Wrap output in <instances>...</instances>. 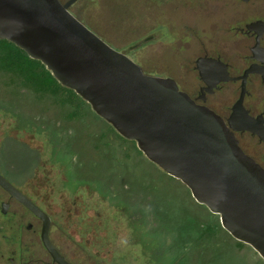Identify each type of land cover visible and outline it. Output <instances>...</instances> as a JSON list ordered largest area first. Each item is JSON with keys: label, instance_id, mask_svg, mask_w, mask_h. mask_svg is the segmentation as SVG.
Here are the masks:
<instances>
[{"label": "water", "instance_id": "obj_1", "mask_svg": "<svg viewBox=\"0 0 264 264\" xmlns=\"http://www.w3.org/2000/svg\"><path fill=\"white\" fill-rule=\"evenodd\" d=\"M74 0H0V39L44 65L53 78L85 101L90 110L165 174L179 180L192 199L217 215L220 227L264 260V169L247 156L232 130H249L264 140L259 115L241 106L244 77L264 78V50L255 45L241 76H228L218 59L194 61L212 92L219 81L240 78V93L226 123L195 103L170 77L144 73L126 54L109 46L69 10ZM256 36L264 23L245 24ZM0 184L26 206V199L0 177Z\"/></svg>", "mask_w": 264, "mask_h": 264}, {"label": "rangeland", "instance_id": "obj_2", "mask_svg": "<svg viewBox=\"0 0 264 264\" xmlns=\"http://www.w3.org/2000/svg\"><path fill=\"white\" fill-rule=\"evenodd\" d=\"M175 2L74 0L69 11L92 32L101 35L109 46L130 57L144 73L171 77L180 90L184 87L193 92L196 86L193 60L203 51L197 39L207 53H215L212 45L216 41L217 24L226 15L234 16L239 8L234 4L227 7L218 4L217 8L211 6L215 11L204 6L200 11L189 12L186 7L172 9ZM186 19L198 26L189 25L183 21ZM148 35L152 36L149 41L133 46ZM14 125V119L0 111V155L4 154V160L17 169H24L25 178L38 179L43 172L47 184L55 185L57 207L68 212L74 232L85 238V264H152L136 242L130 220L122 209L86 186L64 188V169L51 162L44 137L17 130ZM65 125L72 130L69 141L84 145L78 150V157L85 161V135L91 132L95 139V130L105 124L101 118L89 114L85 120ZM110 137L101 152L85 161V167H90L91 160L97 163L101 185L105 190L112 188L120 203L141 209L145 218L159 214L157 221L168 227L167 233L161 231L163 237L171 235L168 229L178 232V228H188L191 218L199 225L208 221V210L192 199L179 180L165 174L142 154L135 155L132 141ZM114 154L118 156L115 160L111 158ZM238 242L223 229H214L205 244L182 253L180 264H264L248 245Z\"/></svg>", "mask_w": 264, "mask_h": 264}, {"label": "flooded vegetation", "instance_id": "obj_3", "mask_svg": "<svg viewBox=\"0 0 264 264\" xmlns=\"http://www.w3.org/2000/svg\"><path fill=\"white\" fill-rule=\"evenodd\" d=\"M174 1L177 4L174 3L172 9L186 7L189 12L200 11L199 8L204 6L217 8L218 4L224 7L234 4L239 8L234 16L228 18L226 15L225 19L217 24L216 41L212 45L215 53H207L201 40L197 39V45L203 51L196 58L218 59L225 65L228 76H241L251 63L263 65L252 55L250 48L255 45V37H257L256 46L264 50V31L256 36L254 29H247L245 24L255 20L264 23V0ZM211 2L213 5L209 4ZM171 19L178 20L175 17ZM183 21L198 26L189 19ZM97 36L102 39L101 35ZM189 36L191 37V34ZM151 38V35L143 37L133 46ZM184 46L186 47L185 44ZM195 59L192 68L196 86L193 92L184 87L182 91L195 103L211 109L226 123L232 105L240 93L241 79L219 81L210 88L212 92L201 89L203 98H193L199 94V87L207 86L197 74ZM241 106L248 117L255 119V116L259 115L260 119L264 120V78L261 72L253 71L245 75ZM260 126L264 131V122H261ZM232 132L243 153L264 169V140L249 130H232ZM0 157V177L9 183L20 197L35 207V210H32L0 184V264H85V238L74 232L72 218L67 215L68 212L57 207L55 185L47 184V175L43 172L38 179L25 178L24 169H17L13 163L4 160V154ZM66 173L64 170L62 175L64 178ZM78 186L85 188V184L76 187ZM63 187L68 188L69 185L64 184Z\"/></svg>", "mask_w": 264, "mask_h": 264}, {"label": "trees", "instance_id": "obj_4", "mask_svg": "<svg viewBox=\"0 0 264 264\" xmlns=\"http://www.w3.org/2000/svg\"><path fill=\"white\" fill-rule=\"evenodd\" d=\"M0 111L14 119L15 129L44 137L51 162L60 164L67 172V185L76 188L77 185L85 184L98 196L106 198L111 205L122 209L130 220L129 225L136 242L141 245L152 264H180L182 253L186 254L200 247L214 229H222L217 215L207 211L208 221L203 225L191 218L188 228L183 226L177 229L178 232L168 229L171 235L163 237L161 231H166L168 227L157 221L159 214L145 218L141 209H131L120 203L113 195L112 188L105 190L97 173V163L94 164V160H91L90 167L86 168L85 161L101 152L110 136L117 140L125 139L101 119L105 125L95 130V139L91 132L85 135L87 159H79L78 150L84 145L69 141L72 130L65 125L66 122L85 120V116L89 114L100 118L72 90L60 85L42 63L29 58L20 48L3 39H0ZM133 143L132 141L131 146L133 145L135 155L141 154ZM117 155L114 154L111 158L115 160Z\"/></svg>", "mask_w": 264, "mask_h": 264}]
</instances>
